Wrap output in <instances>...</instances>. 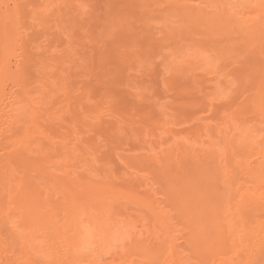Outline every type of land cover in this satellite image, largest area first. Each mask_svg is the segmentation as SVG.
<instances>
[{
  "label": "bare ground",
  "instance_id": "bare-ground-1",
  "mask_svg": "<svg viewBox=\"0 0 264 264\" xmlns=\"http://www.w3.org/2000/svg\"><path fill=\"white\" fill-rule=\"evenodd\" d=\"M25 1L10 0L11 7L3 3L5 10L0 11V225L6 218L4 226H9L2 227L11 233L7 236L11 238L9 244L8 238L5 236V241L0 235V248L8 244L9 249L21 241L19 261L32 258L40 264L44 258L46 264H264V0H61L66 8L62 20L69 22H62L66 26L62 29L73 32L76 25L77 37L82 41L67 30L66 39L71 35L77 43L69 39L68 44H44L51 48L48 52L42 46L45 38L37 39L36 44L29 37L26 42L30 35L23 32L24 28L18 31ZM36 1L29 16L44 17L53 10L47 0ZM196 1L198 4L193 5ZM100 10L104 11L99 17L101 22L95 29L88 28L90 36L86 40L79 18L89 11L96 16ZM173 22L184 25L181 28H199L198 34H186L179 46L181 39L172 35V28L179 26H172ZM150 28H165L167 32L145 41L142 33L149 35ZM57 46L65 48L69 55L65 50L66 58L60 56L57 52L63 48ZM112 46L117 49L116 62H124L128 72L142 75L141 69L159 60L163 67L159 81L167 86L171 84L168 73L178 76L188 72H192L190 78L208 72L222 86L226 69L234 64L236 71L229 84L235 85L237 80L240 95L232 105L241 99L244 107L227 108L220 124L208 127L211 130L205 134L206 141L199 135L193 142L171 140L173 144L151 139L159 134H147L145 127H140L144 112L126 115L120 120L130 131L125 136L130 141L135 137L140 148L128 149L122 158L125 168L133 170L127 174L138 175L140 183L136 189L115 186L111 166L99 168L97 164L102 159L95 153L97 149L93 150L94 144L89 146L91 150L87 147L88 151L86 145L90 144L84 145L80 138L81 132L88 135L87 130L101 118L96 108L105 107L103 99L111 97V91L106 90L112 89V77H108L112 61L105 51L113 50ZM42 47L45 49L41 53H49L47 57L41 53L38 56ZM128 50H133V60L123 58ZM28 75L34 80H26ZM73 75L81 82L86 78H105L108 82L101 87L97 81L92 83L99 86L94 88L98 94H93L92 85L85 88L78 81L79 87L73 83ZM6 80L11 85L4 87ZM51 89H55L54 94L61 91L57 96L62 98L70 95L65 97L67 102L79 94L84 104L80 100L76 103H81L77 105L85 118L79 121L75 110L78 107L73 104L81 98H76L71 108L63 105L59 110L51 106L58 107L60 103L51 100L49 108ZM145 90L146 86L135 87L134 92L140 97ZM211 95L209 92L204 97L206 102H210ZM98 99L102 102L99 106L95 103ZM94 110L99 116L93 114ZM63 111L67 115L60 117H71L69 113L74 111L77 116L65 119L69 127L60 120L64 125L57 126H65L62 133L55 126L59 135L64 134L61 140L65 146L53 143L55 136L60 138L54 135L55 127V138L48 134V124L64 119L57 113ZM108 113L110 121L117 123V115ZM78 124L82 130L75 129ZM119 127L110 129L114 137L123 134L121 128L125 126ZM157 131L166 132L161 127ZM76 164L82 167L80 172ZM11 216L14 218L9 219L10 225L7 218ZM12 225L14 228L9 229ZM108 247L114 248L113 255ZM8 249L7 254L13 248ZM7 254L2 256L6 261ZM110 254L113 259L106 262ZM4 259L0 264L6 262ZM16 259L13 262L20 264Z\"/></svg>",
  "mask_w": 264,
  "mask_h": 264
},
{
  "label": "rangeland",
  "instance_id": "rangeland-1",
  "mask_svg": "<svg viewBox=\"0 0 264 264\" xmlns=\"http://www.w3.org/2000/svg\"><path fill=\"white\" fill-rule=\"evenodd\" d=\"M1 1H0V11L5 10V4L6 5L7 4L8 5L10 4L9 6L11 7L10 0H1ZM28 1L29 2H26L25 1V3H24V4H26L25 5V8L26 7L27 8L26 9L24 8V10L20 14V16H21L20 18L22 20L20 19V22L19 23H20V25H22V27L21 26L20 27L18 26L19 27L18 31H21L22 28H24L23 32L25 31L26 33L25 32L24 33L27 36L30 35L28 37L26 36L27 37L26 42L28 41V39L30 37L29 40H31L32 38L35 39V41H36L35 43L36 44L38 42L37 39L45 38L43 40V42L40 40L43 43L42 46H44V47H45L44 44H46V46L49 45L48 47L53 46L52 45V42L54 43L56 41H57L55 43L56 45L60 44L61 41H63L64 44H68L66 42L67 40H69V39L70 40H73L74 39L71 36L72 34L74 36L76 35L75 38H77V41H79V40L82 41L81 39H78V37H77V33H78L77 30L78 29L76 30V28H77L76 25H75V31L73 29L74 27L72 26L73 27L72 28L73 32L70 31L71 29H67V30H69V32H71L70 33L71 35H68L70 38L66 39L67 30L66 29H62V28H63V26L66 27L65 24H63V23H65V22L66 23H69V22L62 20V17H63L62 14L66 11V8L63 5V3H62L61 0H58V1H55V0H47L48 3L51 5V8H53V10L51 12H49L48 14H45L44 15L45 18L44 17H39V18H42L43 19L42 22L40 21L41 19L37 18L38 16H34V15L33 16L32 15L29 16L30 15V12L29 11L31 9H32L31 12L34 11V6L36 5L37 1L36 0H31V2H30V0H28ZM38 1L40 3V1H42V0H38ZM3 3H5V4H3ZM30 3H32V4H30ZM197 4H198V2L196 1L193 5H197ZM121 8H123L124 10L126 9V7H124V6H121ZM239 9H241V7ZM27 10H28V13H27ZM89 12L90 13H88L87 15L83 14L82 17L79 18L80 23H81V26H80V23H79L78 27L80 26L79 28H82V30H83V28H85L84 31H83V34H85L84 38L85 37L87 38L88 36H90V34L88 35V28L89 29L90 28L91 29H95L93 27H96L97 26L96 24H100L101 20L99 19V17L104 14V11H101V10L97 13L96 16H92V14L94 12H91V11H89ZM24 13L25 14H28L27 15L28 17ZM168 13H170V12H168ZM24 16L27 17V18H25ZM31 17L32 18L34 17V20ZM173 20L176 21L175 18H173ZM147 21H149V20H147ZM43 23L46 24V27L49 30H47V28H45V25L44 26L42 25ZM171 24H172V26L173 25L174 26H179V28H172V35H176L177 38L181 39L179 41V43H178L179 46H181L184 43V40L182 38H184V36L186 34H189V35L192 34V35H194L197 31H199V28H181L184 25L180 26V23H175L174 24V22H173ZM70 25H71V23L68 25L69 28H70ZM49 26H51V28H49ZM25 27H26L27 30L25 29ZM31 29H32V31H31ZM43 29H44L45 32L43 31ZM152 29L153 30L155 29L154 32H153ZM50 30H51V32H50ZM82 30H80L81 33H82ZM40 31H42L43 34L47 35V37L45 35L42 36V33ZM60 31H63V33L65 34V36H63L64 34L62 32H61L62 34L60 36ZM136 31H139L140 32V28H137ZM150 31H151V33L149 32V35H148L147 32L142 33L143 36H145V38H143L142 35H141L142 36L141 38H143V40H145V41L146 40L149 41L150 39H153L155 36L157 37L158 35H159L158 38L160 36L163 37V34L165 32H167L165 30V28H150ZM157 31H159V32H157ZM39 32H40V34H38ZM35 34H37V35H35ZM67 34H69V33H67ZM196 34H198V33H196ZM58 35L62 39H63V37H65V40H61V38H58ZM34 36H36V37L34 38ZM78 36L80 38V34ZM82 37H83V35H82ZM237 37H239V36H237ZM57 38H58V40H57ZM235 38L236 37L234 36V39ZM54 39H56V40H54ZM155 39H157V38H155ZM238 39L240 40V37ZM244 39H246V37L243 38V42H244ZM86 40H88V39H86ZM248 40H249V38H248ZM73 41H72V43L74 44L75 43V40H73ZM235 41H236V39H235ZM47 43H49V44H47ZM63 43H62V46L64 45ZM72 43L70 41V44H72ZM79 43H81V42H79ZM26 44H28V43H26ZM55 44H54V46H56ZM73 44H72V47H73ZM144 44H145L146 47H148L147 43H144ZM31 45H32V42H31ZM69 45L67 46V49L68 50L71 48V47L69 48ZM28 46H29V44H28ZM44 47H42L41 50H40V48L38 49V51L40 50V52H38L39 53L38 56H40L42 54V56L47 57L45 55H48L49 54L47 52L51 48L49 49L48 47H45V48H48V49H45ZM58 47L59 46H57V48ZM63 47H65V46H63ZM43 48L47 51V52H44V55H43V52L41 53V51L43 50ZM59 48L62 49L61 46ZM65 48H63L62 50H60L61 52H57V51H59L58 49H55V48H53V49H55L56 52L60 54V56L65 57V55H64L65 53H63L66 50ZM111 48L112 49L114 48L113 50H115V52L113 50H111L110 48H107L109 50H106L105 51L106 52L105 53L106 57H108V59H111V61H112V66L110 67V75L112 73L113 76L112 75L111 76L108 75V77H112L111 78V81H109L110 83L112 82L111 85H109V86H111L110 88H112V89H110L108 86L106 88V89H108V88L110 89V90H106V91H108V93H109V91H111V94H110L111 97H109V98L106 99L107 102L103 99V101H104L103 104L104 103L106 104L105 107H103L101 105L102 102L99 99L98 100H95V103H97L98 106H99V104L102 106V108H101V106H99L100 108H98V109L96 108L97 112L99 110L101 111V118L99 117L96 120V124H95V122H94V124H92L95 127L92 126V128H91V126H90V128L92 130L89 127H87V128L90 129V130H87L89 132L88 135H86L87 133L86 134H83L85 132H81V136H80V134L78 136H80L81 141H82V143L84 145L90 144L88 146L86 145V148L89 147V146L91 147L92 146L91 145L92 143L94 144V146H95L94 148L95 149H93V150L96 151V149H97V152H95V153H97V156L102 159L100 161V163L97 164L99 166V168L106 169V168H108V166H111L110 169L113 170V172L111 174V179L113 178L112 180H114L113 183L115 184V186H126V187H129V188L136 189L138 187V184L140 183V180H138V178H139L138 175L135 176V175H131L129 173L127 174V172H130V171H133V170L127 169L128 167L125 168L127 166L126 163H125L126 161H123V158H122L123 156H126L127 155L126 153H127V150L128 149H130V148H138V146L140 148V144L138 145V143H140V142H138V140L135 137H134L135 139L133 138V140L130 141L128 139V137L125 136V132H126V134H128L130 131H129V129H127V125H125L124 123L121 124V122L125 118H127L130 115V113L141 114V113L144 112V114L141 115V116H143V117H141L143 121H141L142 124L140 123L141 124L140 127H145V130H147V134H149L148 132H150L151 134L154 133V135H158V134L160 135V137L158 135L157 137H154V138L152 137L151 139H154L155 141L158 140V142L160 141V142H163V143L166 142L167 144H171L172 141H174V140H176V141L177 140H180L182 142L191 140L193 142L194 138H197V136H199V135H202L203 136V140L206 141L207 138H206L205 134H207L211 130L208 127L211 126V125H215L216 126V125L220 124L219 119L225 114L227 108L232 107V106L235 107V106H239V105L241 107H244V105L240 104L241 99H238V102L232 105V102L235 101L239 97V95H240V93H238V89H237V87H238L237 84H239V82L237 80H234L235 83H233V84H235V85H230L229 84L230 79L233 78L231 74H233L236 71V65H234V64H233V66H231V67H229V68L226 69V75L227 76L224 78V81H222L223 78H220V80L222 81V86L216 84L215 81H214V78L208 72H200L201 74H198L197 77H192V78H190V76L192 75V72H188V73H186L184 75L182 74V75H178V76H176V75L174 76V74H171V76H170V74L168 73L166 75V77L169 78L171 84L167 86V85H165L163 83L161 84L160 83L161 81H159V79H160V77L162 75V68H163L161 66V63L159 62V60H156L155 62L153 61V64L150 65L149 67H147L145 70L144 69H141L142 73L144 72V74H142V75H141V72H137L138 73L137 74V73H135L132 70H131V72H132L131 73L130 70L128 72V70L126 69V67H125L126 65H125L124 62L123 63L116 62L115 59H118L115 56V54L117 55L116 46H112ZM51 51L53 53V50H51ZM36 52H35V54H36ZM132 52H133V50H128V54L125 53L126 56L124 55L123 58L125 59V58H127V56H129L128 59L130 58V60H133ZM52 53L50 55H52ZM57 53H55V54H57ZM66 54H68V51L67 50H66ZM57 56H59V55H57ZM112 58H114V59L112 60ZM11 63L13 64V58L11 59V57H10V66L12 65ZM194 72H195V70H194ZM198 72H199V70H198ZM30 76H32V75H28L27 76L28 78L26 77V80L27 79H30L31 78ZM72 77H73V79L75 77V80H73V81H76V82H73V83H76L77 84L78 81H80V78H78V76L76 77V76L73 75ZM108 77H107V79H109ZM82 78H86V77H81V79ZM194 78H195V81H197L195 83H194ZM93 79H94V81H93ZM102 79H105V78H101V79L99 78L98 80L96 78H91V79H87L86 81L83 80L82 81L83 83L80 81L81 82L80 84L82 86H84L85 88H90V86L92 85V88L91 89L93 90L95 87H97V85L96 84H92V83H97L98 82V83H100V87H101V86H104V84H106L108 82V81L106 82V79L103 82ZM30 80H34V79L31 78ZM112 80H114V81H112ZM143 81H145V82L143 83ZM4 83L6 85L4 87H7V85L8 86L11 85V84H9L8 80H6ZM102 83H103V85H101ZM31 84L34 86V84H36V83H31ZM80 84H77V85H79V87H82ZM83 84H85V85H83ZM130 85H132L133 88H130ZM29 86H31V85L30 84L28 85V89H31V88H29ZM141 86H146L148 88V90H147V92H146V90L144 91L145 93L143 94V96L138 97V95H135L134 89H135V87L138 88V87H141ZM53 90H55V89H53ZM53 90L51 89V91H53ZM74 90H76V89H74ZM94 91H95V89L93 90V94H98L97 92L99 90L97 89L96 90V93H94ZM54 92L55 91H53V93L52 92L49 93V96H51V94H52V96L50 97L49 104L47 105L49 108L52 107L53 110L54 109L59 110V107L60 106L62 107L63 105H67V106L70 105L68 107L71 108V103L76 98L77 99L78 98H81V96L78 97L79 94L78 95L75 94V97L76 98L73 97L74 99H73L72 102H71V100H70V102H67V99L68 98H65V97L68 96L67 94H66V96H64V98H62L63 96L62 97L57 96V93L58 94H59V92L62 93L61 91H59V92H57L55 94H54ZM209 92L212 94L211 95V99H210V102H206L205 99H204V97L207 96V94ZM67 93H68V91H67ZM63 94L65 95V93H63ZM53 95H55L56 97H54ZM71 95L73 96L72 93H71ZM141 95H142V93H141ZM224 95H226V96L229 95V96L224 97ZM242 97L246 98L247 96L243 95ZM70 98H71V96H70ZM51 100L54 101L55 103L56 102H59L60 104L57 103V105L59 104L58 107H56V104H54L55 106L52 105L50 107ZM79 100H80V102L82 104H84L82 102V98L81 99H78V100H75L74 101L75 103L73 102V104L75 106H77V107H78L77 104H79V105L81 104L80 102L76 103ZM60 101H62L64 104H61ZM80 107L81 106H79L78 108L75 109L78 112L77 113V116H79L78 117L79 118V121L81 120V118H85L84 113L81 114L82 113V111H81L82 109ZM107 107H109V108H107ZM105 108H107V109H105ZM102 109H105V110L102 111ZM96 110L93 111V114H94V112H96ZM76 111H74L72 113H69V115L71 114V117L72 116L73 117H77V116H75L76 115V113H75ZM108 111L109 112L111 111L113 114H116L117 115V119H118V122L117 123L114 124L112 122V120L110 121V116H109L110 113H108ZM59 112H57L59 114L58 115L59 116L58 118H64V119H55L56 121L58 120L57 122H55V120H54V123L53 124L56 123V125H53L52 124V121H53L52 120L48 124V126L50 125V127H51V131H49L50 133H48L47 130H46V133L52 134V128H54L55 126H57V124H61V121L60 120H62V122L65 123L68 118L69 119L71 118V117H68V116L63 117L65 115H67L64 111H63V113H59ZM97 112L95 113L96 115H97ZM62 114H64V115L62 117H60V115H62ZM80 114H81V116H80ZM126 115H127V117H126ZM97 116H99V114ZM138 116L139 115H137V117ZM102 118L103 119H108V120H103ZM65 119H66V121H65ZM101 119H102V121H104V123L102 121H100ZM120 120H121V122H120ZM77 121H78V119H77ZM106 121H108V122H106ZM77 123H79V122H77ZM61 125L63 126L64 124H61ZM65 125L68 126L69 125L68 122H66ZM78 125H79V127H78ZM78 125H76V128H75V125L74 126H71V127L75 128V129L81 128L80 124H78ZM144 125H146V126H144ZM62 126H59V125L57 126L58 129H60V131L65 128V126H64L63 129L59 128V127H62ZM114 126L115 127L125 126V127H122L121 128L122 129L121 132H123L122 135L120 134L121 137L120 136H117V137L115 136L114 137V135H113V133L111 131L112 128H114ZM57 127H55V128L57 129ZM71 127H70V129H72ZM160 127L163 128L167 133L166 132L163 133V131H157V128H160ZM83 128H86V127H83ZM108 128H109V130H108ZM124 128H126V131H125ZM58 129L55 130L54 135L56 133H57L56 135H59L58 133H60V131ZM80 130H82V128ZM80 130H79V132H80ZM70 131H72V130H70ZM75 131H78V130H75ZM157 132H159V133H157ZM61 133H62V131H61ZM131 133H132V131H131ZM155 133H157V134H155ZM67 135H65V136H67ZM70 135H72V134H70ZM172 135H175V136H172ZM50 136L52 137L53 134L50 135ZM59 136H60L59 139H58V136H55L56 139H53L55 137H52V139L54 140L53 143L54 142L55 143L58 142V144L60 143V145H62L61 143H63L64 139L61 140V136H64V134L63 135L60 134ZM76 136H77V134H76ZM123 136H125L127 138H125ZM68 137H71V136L68 135ZM69 139H66V141H68V143L70 141ZM168 140L169 141L172 140L171 143ZM129 141H130V143H129ZM64 143H66V142H64ZM64 143H63L62 146H65ZM54 144H53V146H54ZM101 145H102V147H101ZM56 147L58 148L60 146H56ZM90 147H89V149L91 150ZM99 147H101V148H99ZM89 149L87 148L88 151H89ZM91 152H93V151H91ZM31 155H32V153H31ZM32 156H34V154ZM35 157H38V156L35 154ZM120 159L122 160V163L120 162ZM76 161L77 160L74 159V162H76ZM124 164L126 166H124ZM76 166H77L76 167L77 168V171L80 172L82 167L79 166L78 164H76ZM137 180H138V183H137ZM8 212L9 211H7V213ZM131 215H133V214H131ZM8 217H10V216H8ZM13 218L14 217H12V216H11V218H7V223L9 222V224L11 225V222L10 221L13 220ZM9 219H11V220L9 221ZM4 221H6V218L3 220L2 224L0 225V229H1L0 230V235H2V237L5 240L6 238H8L7 236H9L11 233L9 232V230L7 232L6 229H7V227L9 225L7 224L6 226H4L5 225ZM2 225L4 227H6V229H4L2 227ZM12 227H13V225L10 226L9 229L10 228L12 229ZM5 230H6L7 233H9L8 235H7V233H5ZM116 233H117V231H116ZM5 236H6V238H5ZM20 237L21 236H19L18 238H20ZM10 239L11 238H8L7 241L6 240L5 241L8 243V240H9V242L11 241ZM20 242L17 241V243H16L17 246H18V244L20 245ZM8 244L6 245L7 246L6 247L7 249L9 247ZM16 244H15V246H16ZM10 246H14V245H10ZM14 247H10L11 249L13 248L12 250H14V251H12V250L10 251L9 250L10 248L8 249L9 250L8 251L9 257H8L6 248H0L1 249L0 250V258H1L0 261H3V259L5 257L2 258V256L3 255L5 256V253H6L7 254L6 255L7 261L5 259L4 260L7 262V264H15L13 262L14 261V258L15 259L16 258L17 259L20 258V255L18 253L19 252L18 249H19L20 246H18L17 249L14 248ZM111 248L112 247H110V248L108 247V251L110 250L111 252L110 251L109 252L112 254V251L114 250V248L113 249H111ZM2 249H5V251L3 250V252H2ZM46 249H47L46 246H44V250L45 251H46ZM56 252H57V254L59 253L57 250H56ZM111 254H110V256L108 255V257H111V258L109 259L107 257L106 262H110L113 259V257L111 256ZM31 259L32 258H30L29 260H27V259L25 260V258H21L20 259L21 262L19 261V259H18V262L20 264H26V261L27 262L28 261H31L32 263L29 262V264H35V263L36 264H40L39 263L40 261L38 259L37 260L36 259H33V261ZM44 260H45V258L42 260L41 264H46V262H44ZM45 261H47V260H45ZM5 263L3 262L2 264H5ZM110 264H111V262H110ZM112 264H113V262H112ZM115 264H116V262H115Z\"/></svg>",
  "mask_w": 264,
  "mask_h": 264
}]
</instances>
